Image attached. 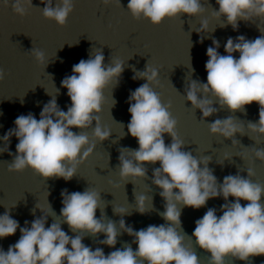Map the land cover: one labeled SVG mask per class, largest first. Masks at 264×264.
Returning a JSON list of instances; mask_svg holds the SVG:
<instances>
[{
  "label": "clouds",
  "instance_id": "9594fccd",
  "mask_svg": "<svg viewBox=\"0 0 264 264\" xmlns=\"http://www.w3.org/2000/svg\"><path fill=\"white\" fill-rule=\"evenodd\" d=\"M40 2L45 5L41 8L43 17L60 27L66 25L74 10V0H56L55 6L54 0ZM102 2L105 6L113 3L121 6V0ZM9 4L10 0H3L4 7ZM216 4L219 8L214 10L213 16L225 18L219 25L221 28L231 25L236 31L241 20L249 22L264 18V0H216ZM11 7L15 14L24 17L34 6L32 0H11ZM127 11L138 21L145 19L159 26L165 19H175L183 14L190 18L200 16L204 7L201 0H128ZM200 25L197 32H208L207 20H202ZM204 38L201 36V43ZM212 45L206 51L207 82L192 80L185 87L186 101L191 103L192 109L200 110L203 121L220 109L246 114L245 106L256 103L259 120L248 121L246 127L255 137L264 136V33L254 40H248L244 35L235 40L229 37L224 45L226 55L219 54L217 39H212ZM30 53L45 69L48 64L45 53L35 48ZM233 53H239V58ZM104 60L102 51L91 54L89 59H81L73 65L72 75L61 81V87L67 90L71 101L67 111L59 107L55 97L44 104L39 119L31 112L15 119V126L0 138L4 142L0 153L13 156L8 164L9 172L31 169L45 181L52 178L69 181L93 154L96 142L109 139L111 130L101 126L99 114L105 90L114 81L115 86L119 83L125 66L118 59L108 65ZM133 70V80L147 81L128 97L131 119L127 130L139 147L135 150L121 148L117 167L122 180L135 181L148 178L146 165L159 163L153 170L152 184L161 189L159 195L165 203L164 211L158 214L166 223L135 231L123 218L118 224L110 219L105 222L96 217L100 193L90 188L72 193L64 189L59 217L76 235L69 236L62 229V223L55 221L46 227L51 215L38 204L32 213L35 215L38 208L43 215L35 218L30 226L25 221V226L20 227L10 210H6L0 215V239L15 235L17 229L21 235L7 251L0 248V264H200L191 240L185 244L187 234L182 227L181 210L184 207L200 209L208 200L217 197L225 201L220 208L222 215L218 216L215 208H209L195 221L191 236L200 249L210 253L208 264H226L229 257L251 264V257L264 256V184L250 179L255 175L252 168L246 169L247 178L238 171L236 175L225 176L222 183L218 182L208 167L211 157L197 158L191 151L183 150L185 143L177 134V120L169 111L171 102L162 103L160 94L153 89L154 85L159 86L158 70L148 64L144 71ZM5 75L4 69L0 68V82ZM214 103H218L220 109L214 107ZM208 127L211 135L230 139L233 146L239 142L235 139L237 133L247 135L234 116L217 118L208 123ZM73 128L80 131L74 132ZM89 128H92L91 140L84 131ZM165 134L171 137L170 144H165ZM12 137L18 140L15 155L9 150ZM249 138L253 140V137ZM253 154L256 160L264 163V148L253 149ZM134 196L136 210L145 214L146 197L135 193ZM229 197H233L234 202H229ZM241 201L247 203L242 205ZM113 212L120 217L129 214L124 208H113ZM124 233L134 237L135 251L126 243L122 249L105 255L103 248L93 250L83 243L85 236L103 234L105 239L99 243L115 249L117 237Z\"/></svg>",
  "mask_w": 264,
  "mask_h": 264
},
{
  "label": "water",
  "instance_id": "95a60500",
  "mask_svg": "<svg viewBox=\"0 0 264 264\" xmlns=\"http://www.w3.org/2000/svg\"><path fill=\"white\" fill-rule=\"evenodd\" d=\"M32 3L34 7L28 9L26 16L20 17L13 12L11 0L8 7H4L3 0H0V68L6 73L5 79L0 82V138L15 126L14 121L21 114L31 112L39 119L44 104L52 98L56 97L59 107L67 111L71 101L67 90L61 87V81L72 75L73 65L81 59L87 60L91 54L102 51L105 65L118 59L123 62L125 69L119 83L115 86L114 81L105 90V100L99 114L101 126L110 129L111 135L102 143L96 142L93 154L78 167L71 180L52 178L45 181L31 169L9 172L8 164L12 162L13 156H9L7 152L0 153V215L10 210V215L19 222L20 227L25 226V221L30 226L35 218L43 215L38 208L35 209V215L32 213L38 204L51 215L45 225L49 227L54 221L62 223V218L59 217L63 206L62 190L67 189L72 193L90 188L100 193V209H97L96 217H101L105 222L110 219L118 224L123 218L126 225L132 226L135 231L149 225L166 223L158 214L164 211L165 203L159 195L161 189L152 184L153 170L159 167V163L146 165L148 178L135 181L122 180L117 167L121 148L135 150L139 147L127 130L131 119L128 97L137 87L147 82L143 79L133 80V69L144 71L147 64L159 72V86L154 85L153 89L160 94L162 103L171 102L169 111L177 120V134L185 143L183 150L191 151L197 158L211 157L208 167L213 170L220 183L225 176L236 175L238 171L247 178L246 169L252 168L255 175L250 179L264 184V163L256 160L253 154V149L264 148V136L257 138L246 127L248 121L259 120V105L252 103L245 106V114L239 111L231 113L214 103L213 106L220 110L203 121L200 110L192 109L191 103L184 96L185 87L192 80L207 82L206 51L213 46V38L220 43L219 54L226 55L224 45L229 37L235 40L244 35L246 39L254 40L261 36L264 33V18H255L249 22L241 20L236 31L231 25L221 28L219 25L225 18L213 16L214 10L218 11L219 8L216 0H201L204 7L202 15L190 18L183 14L175 19H165L159 26H154L148 20L134 19L127 11L128 0H121V6L115 3L105 6L102 0H74L73 12L66 25L60 27L43 17L41 8L45 5L40 0H32ZM55 3L56 0L53 6ZM202 20L209 23L206 33L196 31L201 27ZM201 36L205 37L203 43L200 42ZM32 48L45 53L48 62L45 69L35 62L30 53ZM233 55L239 58V53ZM228 116H234L236 123L243 125L247 134L242 136L237 133L235 139L240 143L235 146L230 139L213 136L209 132L208 123ZM72 130L80 131L75 128ZM84 131L91 140L92 128ZM164 140L166 145L171 143V137L167 134L164 135ZM254 140L258 142L255 143ZM17 143L18 140L12 137L9 150L13 155L16 153ZM3 147L4 142L0 139V149ZM134 193L136 196L146 197L147 212L143 215L136 210ZM229 202H234V198L229 197ZM224 203L222 197H217L208 200L206 206L200 209L184 207L181 210L182 227L188 235L185 236V244L191 240L192 249L200 264H208L210 253L200 249L195 244V238H191L195 221L202 218L209 208H215L217 215H222L220 208ZM246 203L241 201L242 205ZM113 208H124L129 214L120 217L114 214ZM61 227L69 236L76 235L67 224L62 223ZM20 235L17 229L15 235L0 239V248L7 251ZM181 235L184 233L181 232ZM103 239V234L96 237L85 236L83 243L93 250L103 248L105 255L122 249L126 243L131 244L134 251L137 248L133 243L134 237L126 233L117 237L115 249L100 244L99 241ZM250 261L251 264H264V256L251 257ZM226 264L247 262L229 257Z\"/></svg>",
  "mask_w": 264,
  "mask_h": 264
}]
</instances>
